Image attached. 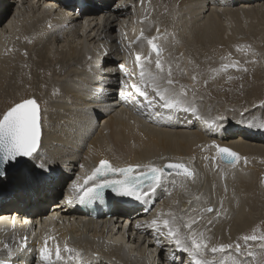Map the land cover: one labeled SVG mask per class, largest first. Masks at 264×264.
Returning <instances> with one entry per match:
<instances>
[{
    "label": "bare ground",
    "instance_id": "1",
    "mask_svg": "<svg viewBox=\"0 0 264 264\" xmlns=\"http://www.w3.org/2000/svg\"><path fill=\"white\" fill-rule=\"evenodd\" d=\"M29 1L31 0H19L15 7V0H0V9L9 5L13 12L12 19L5 25L0 18V104L3 100H12L17 95L26 93L25 89L8 92L5 88L15 87L17 79H23L21 74L29 70L31 83L36 84L35 89L43 95L39 155L35 160L27 158L23 165L16 167L2 180L3 184L9 181L10 186L8 189L4 187L7 191L0 198L4 199L0 215L8 217V210L13 208L21 214V218L19 223H14V227L7 222L0 223L1 253L7 249L8 257V254L18 252L22 256L21 264H41L39 248L43 245L45 236H48V246H55L52 248V264H60L55 256L57 242L61 252L68 253L64 250L65 241L72 249H82L89 264H172L170 258L165 259V255L170 257L175 251L177 257L179 253L154 230L145 226L137 227L138 221H150L159 213L165 214L167 218L171 212L185 220L198 219L203 215L204 220L196 227L205 231L214 245L240 240L246 246L245 251L239 254L235 249L217 253V261L221 257H240L245 264H255L257 253L261 258L259 262L264 264V251H261L264 240L244 243L242 239L243 236H251L252 227L261 224L264 219V213L252 197L256 189L253 187V180L260 175L253 162H258L256 156L264 155V138L254 137L259 129L264 134V127L260 126V121L264 124V102L256 105V99L261 92L264 94V89L252 88L248 91L246 99L254 101L248 105L243 104L244 106L235 105L234 112L226 111V105L219 104L218 101L208 103L199 100L189 104L186 96L183 102L186 107L174 112L177 116L176 121L171 123L175 125L174 128L160 125V132L154 134L144 144V148H136L132 146V141L138 139L136 134L141 126L152 124L149 109L155 107V101L148 94L149 100H152L149 105L148 100H144L130 87L131 84L145 85L144 79L148 72L156 73L155 60L158 57L156 52H152L147 60L141 57L146 71L145 78L142 80L140 77L136 54L149 47L143 37L137 40L141 32L144 37H156L154 43L163 51L159 59L165 69L171 66V79L174 82L172 88L178 93L185 92L187 88V65L183 59V55L187 58V48H193L190 50L192 52H204L214 46L230 47L232 43L251 38L262 43L264 48V0H240L226 7L217 5V0H135L137 13L129 18L124 17V11L119 8L123 2L125 4L122 7H126L129 2L127 0H90L94 4L107 5V12L110 14L99 19L97 15H90L89 7L84 9V16L90 15L83 18L89 20L87 27H83L78 20L79 17L75 14L78 13L77 8L74 9L75 13H72V9H60L44 14L35 9L31 11ZM103 47L109 50L104 70H111L112 73L104 74L101 79L105 82V91L112 92V100L105 98L100 102L94 111V118L90 120L87 108L90 98L95 100V95L92 94L94 91L97 93L96 86L90 84L99 83L98 68H92V54ZM122 51L129 54L124 60V69L129 75L121 79L110 64ZM182 59L185 61L184 66L186 65L183 69L180 68ZM262 72L264 74V70ZM163 80L164 76L161 77V83ZM121 91L130 93L128 100H121ZM221 116L226 119H218ZM253 117H257V124H248L246 120ZM251 127L256 128V131H252ZM213 142L231 148L241 158H247V162L241 159L235 166L224 163L216 156ZM153 149L156 150V155L162 156L169 151L187 150V165L197 173L194 182L187 178L184 197L170 200L167 210L158 208L147 216L131 220L121 209V205H117L112 214L114 224L111 227L117 232L127 228L124 240H120L119 235L112 238L106 224L99 227L97 222L72 217L63 224L46 218L49 223H44V228L34 239L35 226L31 223L35 222L32 219H38L57 208L48 204L38 207L35 214L31 215L22 206L23 202L36 205L44 201V197L33 198L24 193L27 189L26 181L35 178L31 176L32 169L50 174L53 168L60 169V177L56 182L58 184L65 177H80L84 167L92 163L99 164L102 159L111 161L114 166L123 167L143 160L145 152H153ZM41 159L51 165L48 170L35 166ZM120 178L121 176L109 179ZM232 182L239 185L235 187ZM221 185L229 186L238 197L230 196L229 200H223ZM9 196H12L11 199ZM206 207H214L216 212H204ZM60 212L62 217H67L74 211L66 204L60 207ZM78 217L81 218L79 215ZM208 220L213 223L209 225ZM23 224L31 227H24ZM38 227L41 228L40 224ZM5 238L9 240L8 244ZM158 239L163 247L157 246ZM23 243L33 248L29 258L30 247L23 249ZM98 249L101 254L94 252ZM249 250L254 253L250 258L247 257ZM207 255L208 259H212L211 254ZM1 259L7 258L2 255ZM178 260L181 261L180 258ZM186 260L187 264H194L188 254Z\"/></svg>",
    "mask_w": 264,
    "mask_h": 264
},
{
    "label": "snow or ice",
    "instance_id": "2",
    "mask_svg": "<svg viewBox=\"0 0 264 264\" xmlns=\"http://www.w3.org/2000/svg\"><path fill=\"white\" fill-rule=\"evenodd\" d=\"M51 27V25H49ZM157 31H159L157 29ZM143 37L147 40V43L151 48L156 51L157 59L155 60L156 73L148 72V78L152 81V88L156 93V96L163 102V107L174 108L178 107L184 102V97L187 96L186 92H176L173 88V80L171 79L172 69L169 66L164 68L161 60L159 59L160 51L158 45L154 43L156 37H144L143 32L141 36L137 37L140 40ZM27 53L25 52V55ZM229 55H231L229 53ZM91 59V58H89ZM224 59V58H222ZM136 61L139 62L140 77L143 80L145 78L146 65L142 61L139 54L136 56ZM238 61H232L227 64H222L221 69L227 70L229 67H236ZM120 69H124L123 63L119 64ZM220 69H217L219 71ZM245 71L247 69H244ZM164 76L163 83H161V77ZM195 79V77H193ZM232 79V77H229ZM130 87L135 90L144 100L149 101L151 105L152 100H149L148 92L146 91L147 85L131 84ZM120 96L122 99L127 100L128 96L121 91ZM153 100L155 97L152 98ZM145 105H141L144 107ZM186 111L189 109H185ZM195 111L194 109H191ZM157 115H159L157 113ZM218 119L223 120L225 117L221 116ZM215 121H213V124ZM264 127V124L260 125ZM41 142V110L37 100L32 97L23 99L19 103H15L13 106L7 109L2 115H0V176H4L5 172L3 166L7 164L19 163V158H29L35 160L39 155ZM216 149V156L219 157L226 164L235 166L237 162L243 159L247 162V158H241L238 153L233 151L227 146H221L213 142ZM41 170H48L51 165L41 159L38 165H35ZM83 167V165H81ZM143 165L129 164L126 167L114 166L111 161L102 159L99 161L98 166L92 172V175L88 177V181H91V185L85 187L80 184H73V188L76 190V195L68 199V203H72L78 197L80 204L94 203L97 200H102L104 197L105 189H111L116 195L135 197L137 200H144L150 198V194H154L156 189L160 187L166 180L165 173L171 175L173 172L185 178H191L194 182L197 173L194 169L189 167L185 163L168 162L163 166H155L150 164L148 171H143ZM119 173L122 178L120 179H108L109 175H115ZM86 181L85 183L87 184ZM145 182H147L145 187ZM204 212L215 213L214 207H206ZM218 215V214H217ZM204 220V216L200 215L198 219L189 218L187 220L184 217H178L175 213H169L167 218L165 214L159 213L156 217L150 221H138L137 227L145 226L154 230L158 236H162L164 240L173 246L175 250L188 254L194 261V264H245L244 259L240 257L225 259L221 257L219 261L216 260L217 253H227L228 251L235 249L236 253L241 252V244L239 241L234 243H218L212 244L211 238L206 235L205 231L198 230L200 222ZM209 225L213 223L212 220H208ZM50 237L45 236L43 245L39 248V256L41 264H52V249L48 246V240ZM51 239L55 240L54 237ZM242 239L245 243L249 241L264 240V236H243ZM26 247V243L24 245ZM157 246L163 247L161 241L157 240ZM64 250L68 253H73L76 250L68 246L67 242L64 243ZM261 251H264V245L261 246ZM212 255V259H208V255ZM253 251L247 252V257L253 256ZM55 256L57 259L61 257V247L59 243H56ZM171 259L172 264H185V262L179 261L176 257L175 251L171 253L169 257L165 255V259Z\"/></svg>",
    "mask_w": 264,
    "mask_h": 264
},
{
    "label": "rangeland",
    "instance_id": "3",
    "mask_svg": "<svg viewBox=\"0 0 264 264\" xmlns=\"http://www.w3.org/2000/svg\"><path fill=\"white\" fill-rule=\"evenodd\" d=\"M262 46V43H258V41L251 38L247 39L246 41H237L235 43H232L230 47H224L222 45H218L216 47L214 46L209 48L208 50H205L204 52H201L200 50L192 52L190 50L193 48H190V50L187 48V58H185V55H183V59L186 60L185 64L187 65V88H185V92L187 93L188 103L192 104V102L199 100L208 103L212 101H218L217 103L226 105V111L234 112L236 110L235 105H248L253 102L254 100L252 99H246L248 91H251L252 88L264 89V78H261L264 76L262 72L264 70V48ZM229 53L231 55H229ZM160 54H162V51H160ZM183 59L181 62L182 65L180 64L181 69H183L182 67L186 66H184L183 64V62H185ZM232 61H238L236 67H229L227 70L221 69L222 64H227ZM217 69L220 70L217 71ZM244 69L247 70L245 71ZM258 71L259 77H257ZM27 72L21 74L23 79H17L18 81L15 84V87L9 89L5 88L6 90H8V92H12L14 90L22 91L23 89H25L26 93L17 95V98H12V100H3V103L0 104V115L7 111V109L13 106L15 103H19L23 99L34 97L40 105L42 125L43 95H40V92L35 89L37 88L36 84L31 83V70ZM193 77H195V79H193ZM229 77H232V79H229ZM31 86L33 87L32 91ZM256 100V105H258L259 103L262 104L264 102V94L261 92ZM204 114H207V112L204 111ZM251 119H253V121H251ZM251 119L246 120V122H249L248 124L256 125L257 122H255V119H257V117H253ZM262 123L263 122L260 121V124ZM256 161L258 162H253V164L260 171V175L258 178L253 180L255 182L253 183V187L256 188V192L254 191L252 197L256 199V202L258 203L257 206L260 208L262 213H264V155L256 156ZM21 165H23V163ZM21 165H19L18 167H20ZM9 173H6L4 176H0V197H2L6 193L7 189L10 186L8 184L9 181H5V184H3L4 182H2V180L7 178L6 175H8ZM249 180H251V178ZM256 183L258 184L257 187ZM260 183L262 186L259 185ZM232 184H234L235 187L239 185V183L237 182H232ZM4 187H6L7 189ZM221 187L223 186L221 185ZM222 192L223 200H229L230 196H234L235 198L238 197L237 193L227 185L222 188ZM226 193L227 196H225ZM251 234L258 237L264 236V219L261 224L252 227ZM239 243L241 244V251H245L246 246L242 244L240 240ZM256 256V260L254 259L255 264H261L259 262V260L261 259L259 257V254L256 253Z\"/></svg>",
    "mask_w": 264,
    "mask_h": 264
},
{
    "label": "water",
    "instance_id": "4",
    "mask_svg": "<svg viewBox=\"0 0 264 264\" xmlns=\"http://www.w3.org/2000/svg\"><path fill=\"white\" fill-rule=\"evenodd\" d=\"M27 158H19L20 162L16 163V164H7L3 166V170L6 173L12 171L13 169H15L16 167H18L20 164H22Z\"/></svg>",
    "mask_w": 264,
    "mask_h": 264
}]
</instances>
